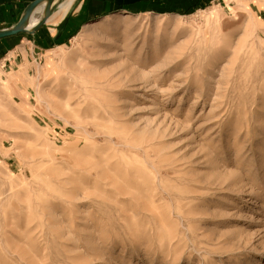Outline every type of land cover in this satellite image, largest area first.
Here are the masks:
<instances>
[{
  "label": "rangeland",
  "instance_id": "1",
  "mask_svg": "<svg viewBox=\"0 0 264 264\" xmlns=\"http://www.w3.org/2000/svg\"><path fill=\"white\" fill-rule=\"evenodd\" d=\"M76 4L0 43V264H264V0Z\"/></svg>",
  "mask_w": 264,
  "mask_h": 264
},
{
  "label": "crops",
  "instance_id": "2",
  "mask_svg": "<svg viewBox=\"0 0 264 264\" xmlns=\"http://www.w3.org/2000/svg\"><path fill=\"white\" fill-rule=\"evenodd\" d=\"M32 0H0V22L1 24H5L8 21L12 20L13 15L18 16L22 14L24 8L27 4ZM70 3L68 11L65 13L63 17L57 19L56 22L48 21L52 25H57L62 22L68 12H70L74 0H62ZM60 2V1H59ZM188 0H77L76 7L73 11V17L68 19L66 24V29L69 28V23L72 29H79L83 23L86 21H92L98 17H105L117 12H131V13H152V12H166L171 10L178 4H185ZM67 15L66 18H68ZM19 19L15 20V22L11 24H7L6 26L0 27H9L16 23ZM10 23V22H9ZM46 25V24H45ZM45 25L34 35H30L31 38H35L37 35L41 36L44 32ZM61 26V25H59ZM61 26V29H63ZM55 30H58L55 28ZM62 32V31H61ZM29 38V35H16ZM15 37V36H12ZM10 38V37H8ZM7 40V38H6ZM3 40H0V43ZM5 41V40H4ZM19 48H17L16 52L18 53ZM1 53V48H0ZM4 59V58H3Z\"/></svg>",
  "mask_w": 264,
  "mask_h": 264
},
{
  "label": "water",
  "instance_id": "3",
  "mask_svg": "<svg viewBox=\"0 0 264 264\" xmlns=\"http://www.w3.org/2000/svg\"><path fill=\"white\" fill-rule=\"evenodd\" d=\"M60 0H32L24 8L19 20L9 27L0 28V40L16 35H34L45 24L54 13L57 4ZM43 7L42 17L33 26H31V19L34 12Z\"/></svg>",
  "mask_w": 264,
  "mask_h": 264
},
{
  "label": "bare ground",
  "instance_id": "4",
  "mask_svg": "<svg viewBox=\"0 0 264 264\" xmlns=\"http://www.w3.org/2000/svg\"><path fill=\"white\" fill-rule=\"evenodd\" d=\"M70 3L71 1L66 3H60V5L57 7V9H55L54 13L49 18L48 21H56L57 19L63 17L65 13L68 11ZM242 6H244V4H242ZM42 11H43V7H40L34 12L31 19V26L35 25L40 20V18L42 17Z\"/></svg>",
  "mask_w": 264,
  "mask_h": 264
},
{
  "label": "trees",
  "instance_id": "5",
  "mask_svg": "<svg viewBox=\"0 0 264 264\" xmlns=\"http://www.w3.org/2000/svg\"><path fill=\"white\" fill-rule=\"evenodd\" d=\"M189 2H191V3H196L197 5L198 4H200V3H207V2H209V1H211V0H188ZM184 10V9H183ZM26 36V35H25ZM29 38H31L30 36H29Z\"/></svg>",
  "mask_w": 264,
  "mask_h": 264
}]
</instances>
